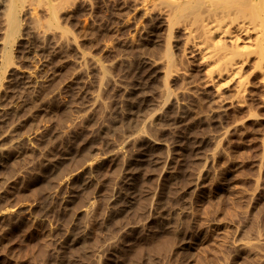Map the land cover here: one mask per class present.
<instances>
[{
	"label": "rangeland",
	"instance_id": "rangeland-1",
	"mask_svg": "<svg viewBox=\"0 0 264 264\" xmlns=\"http://www.w3.org/2000/svg\"><path fill=\"white\" fill-rule=\"evenodd\" d=\"M0 264H264V0H0Z\"/></svg>",
	"mask_w": 264,
	"mask_h": 264
}]
</instances>
